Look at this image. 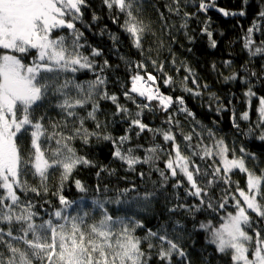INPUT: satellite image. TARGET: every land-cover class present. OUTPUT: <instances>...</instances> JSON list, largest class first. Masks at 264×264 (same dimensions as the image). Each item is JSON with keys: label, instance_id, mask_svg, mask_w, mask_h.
<instances>
[{"label": "snow or ice", "instance_id": "1", "mask_svg": "<svg viewBox=\"0 0 264 264\" xmlns=\"http://www.w3.org/2000/svg\"><path fill=\"white\" fill-rule=\"evenodd\" d=\"M241 3L240 11L230 12L216 8V0H208L207 3L199 0L198 11L206 13L215 9L225 17H243L250 0H241ZM102 4L109 10L113 23H118L121 14L124 16V22L119 26L136 49L142 50L147 35H155L140 19L139 14L143 10L141 0H102ZM89 6L87 0H0V245L3 246L0 248V264H149L153 258L157 259V264H191L189 253L177 242L185 228L181 220H173L177 213L193 220L197 214H206V218L193 227L205 233V243L214 245L215 252L221 258H228L229 264H264V168H260L259 173L256 171L261 161L255 153L241 146L237 156L236 148H230L223 137L217 138L212 129H204L211 144H203L200 133H196L198 142L193 144V133L184 134L181 122L175 119V114L169 113L170 107L176 105L178 113L199 124L183 96L174 100L171 95H164L156 86V76L147 73L145 80L139 71L131 77V88L123 92L125 99L136 104L138 109L136 118L130 120L128 131L136 127L139 129L136 135L139 136L147 130L153 133V140L160 135L165 143L171 142V150L154 144L140 157L134 155L135 148L123 147L130 139L128 135L116 138L101 132L102 127H106L97 117L101 111V100H110L117 113H127L129 117L132 113L118 102L116 94H109L105 87L108 78L104 73L110 65L107 59L100 64L96 59L104 55L103 51L89 44L84 32L76 26L79 22L86 28L92 27L85 24L82 11ZM167 7L179 15L181 0H172ZM258 8L243 38L244 49L253 57L264 56V40L260 42L261 46H256L253 40V33L261 30L260 22L264 21V0ZM190 15L194 13H184L182 28H187ZM160 16L163 19V13ZM91 19L95 22L100 17L93 12ZM209 21L204 22L202 32L206 33L210 46L214 48L216 40L212 39L213 33L209 31ZM104 31L101 29V34ZM185 35L189 41L193 40L192 36ZM108 37L115 48L120 42L119 35L109 32ZM121 59L131 63L123 56ZM151 63L163 74L164 85L177 83L164 72L163 63L157 64L155 60ZM172 63L175 64V58ZM230 64L231 61H225L226 66ZM181 67L187 73L179 81L182 90L200 96L201 92L196 90L200 84L195 71L184 62H181ZM136 68L143 69L145 65L138 62ZM176 70L179 72L180 69ZM85 71L93 73L95 78L78 80L76 74ZM251 75L256 76V73ZM236 78L235 73L224 77L225 81ZM189 80L196 89L188 86ZM141 81L144 83L140 84ZM133 93L148 103H137ZM244 96L250 108L253 97L258 100L255 106L257 119L248 125L244 136L264 142V96L257 97L251 86ZM210 99L219 100V97L211 93ZM153 101L157 102L155 109L151 105ZM46 104L48 108L58 110L59 120L48 116ZM37 109L45 111L34 119ZM145 110L169 113L165 121L169 128L153 129L143 123L140 117ZM216 110L219 112L222 108ZM240 119L249 121V111H244ZM89 121L94 123L92 130L86 126ZM232 124L237 131L240 130L235 112ZM173 125L180 130L189 155H184L176 142ZM25 137H30L27 151ZM93 138L111 142L115 149L113 159L126 164L128 171H136L137 165L146 164L159 171L165 183L176 178L173 189L183 188L185 200L192 197L195 202L177 203L166 208L168 221L155 230L147 228L144 220L137 219L135 214H127L146 209L156 196L155 192L141 193L135 184L116 189L115 198L107 195L112 189L106 184H97L91 206L84 210V196L77 201L63 195L73 173L81 167L98 168L95 173L98 179L101 173L109 176L116 173V169L98 165L87 155H80L73 146L74 141L88 146ZM165 152L168 156L164 161L165 168L159 169L155 166L156 161ZM194 157L204 162L211 159L212 164L202 167ZM249 161L252 162L251 168ZM237 171L246 175V190L239 186L238 181L231 179ZM57 172L56 191L52 195L58 199L60 207L53 206L51 212L45 209L48 218L41 217L37 222V217L41 216L35 210L37 205L32 200L22 199V196L26 198L31 193L34 198L43 199L50 191V177ZM139 175L143 177L145 173L140 172ZM28 176L38 183L30 184ZM198 178L203 186L198 183ZM73 182L79 192L89 191L81 180L74 179ZM221 184L228 187L222 188V194L216 197L214 189ZM233 184L235 193L231 191ZM174 199L180 200L178 192ZM44 203L51 204V201L44 200L40 207ZM230 204L232 211L228 210ZM109 205L117 206L116 211L122 210L126 214H114ZM221 212L219 223L207 218ZM137 230L143 235H138ZM204 264H209L206 257Z\"/></svg>", "mask_w": 264, "mask_h": 264}, {"label": "trees", "instance_id": "2", "mask_svg": "<svg viewBox=\"0 0 264 264\" xmlns=\"http://www.w3.org/2000/svg\"><path fill=\"white\" fill-rule=\"evenodd\" d=\"M207 3L208 0H205ZM90 5L88 8H82L84 13L85 24H91L92 27L86 28L81 23L77 22V27L84 32V36L89 44L93 47L103 51L104 55L97 57V63H103L107 59L110 67L105 71L104 75L107 76L108 82L106 89L109 94H116L119 98V103L129 109L132 116L129 117L127 113H117L115 105L110 100H101V111L97 113V117L102 125L101 132L104 134H111L113 137L119 138L124 135L130 137L129 141L123 146L126 148H135L134 155L143 157L145 149L160 144L162 147L171 150V142L165 143L162 136L157 135L153 140V133L145 130L139 136L136 132L138 128L133 127L129 132L130 120L135 117L138 111L136 104L127 101L123 96L125 89L131 88V77L139 71L140 75L147 79V73L157 77L156 86L164 95H171L175 100L176 97L183 96L185 104L188 109L195 113L196 121L194 123L191 118H186L184 114L176 111V105L170 107L169 113L175 114V119H178L180 128L184 134L193 133L192 143L196 144L198 138L196 133H200L203 138V144H211V140L207 138V133L204 129H212L216 137H223L225 143L231 148H236V155L239 156V149L241 146L246 148L249 152L255 153L261 163L256 171L259 173L260 168H264V142L258 139L244 136L249 124H254L257 119L255 106L258 104L256 97H253L252 107L248 106L247 98L244 93L248 90L249 86L256 92L257 97L264 96V56H250L247 49L243 47V38L247 32L248 27L251 26L256 13L259 8L258 5L261 0H250V6H246V15L241 16H228L225 17L215 9H209L206 13L198 11L199 0H181V11L177 15L176 12H170L167 5L172 4V0H141L143 10L139 14L140 19L146 25L150 26L151 32L155 35H147L143 40L142 50L136 49L128 37V34L123 31L119 26L124 22V16H119L118 23H113L109 10L102 4V0H87ZM242 7L241 0H216V8H224L226 11H240ZM115 12V10H113ZM95 12L100 19L92 22V13ZM194 13L187 18V28H182L181 25L185 23L184 13ZM163 13V19L160 14ZM210 18V21H209ZM209 21V31L213 33L212 39L216 40V47L210 46V41L206 33L202 32L204 22ZM262 27L260 31L253 33V40L256 46H261L260 42L264 40V21L260 22ZM101 29H104V34H101ZM116 33L120 37V42L113 47V42L109 39L108 33ZM185 33L193 37L189 41ZM61 34V33H57ZM174 38V39H173ZM87 54V52H86ZM125 57L126 63L121 57ZM175 58V64L172 63ZM152 60L157 64L163 63L164 72L171 76L174 83L171 86L164 85L162 80V73L158 72L152 66ZM225 61H231V64L226 66ZM143 62L145 68L137 69L136 64ZM181 62H184L188 67L193 69L198 77L200 88L196 89L189 80L188 86L201 92L200 96H194L190 93L184 92L179 84V81L187 74L184 67H181ZM215 65V69L213 68ZM179 68V72H177ZM255 72L256 76L251 73ZM236 74L235 80L225 81L224 77ZM78 80L94 79V74L91 72H83L76 74ZM207 84L208 87L204 88L203 85ZM211 93H215L219 100L210 99ZM137 97V103H148L144 98L138 97V94L133 93ZM55 104V101H52ZM152 107L155 109L157 102H151ZM221 107V111L216 109ZM47 114L54 120H59L58 110L48 108L45 105ZM45 109H37L34 119L39 117ZM244 111H249L250 120L243 121L240 116ZM235 112L236 121L240 125V130L237 131L232 124L233 113ZM169 113L162 110H155L149 112L147 110L141 115L140 119L143 123L147 124L150 128H163L167 130L169 125L165 123ZM47 123V120L45 121ZM86 126L92 130L94 123L89 121ZM172 131L176 134V142L180 144L181 151L184 155H189V150H186L185 142L182 139L180 130L175 125L172 126ZM25 151L27 145L30 144V137L24 139ZM44 145H42L43 147ZM73 146L76 147L80 155H87L90 160H94L98 165H107L110 169H116L115 175L109 176L107 173H101L98 179L95 175L98 168H79L73 173V178L66 183L63 195L70 200H79L81 196L85 197L84 210H89L91 206V198L96 195L94 189L97 184H106L111 191L107 193L108 196L115 198L116 189L129 188L135 184L138 190L143 193L155 192L156 196L152 200L151 205L146 209L139 211H129L128 215H136L137 219H142L147 228L157 229L160 224L168 221L169 213L165 211L166 208L172 207L177 203H193L194 198H184V189H173L172 184L175 183L176 178H171L164 182L163 177L160 176L159 171L150 168L149 165L142 164L136 166V171H128L127 165L119 160H114L112 153L114 147L111 142L104 140L92 139L88 146H84L80 141H74ZM174 155V154H173ZM231 155V154H229ZM167 153L161 154V159L156 161V167L159 169L165 168L164 161L167 160ZM196 163L202 167H207L212 164V160L207 162L200 161L198 157H194ZM217 162H218V158ZM249 167H252V162H248ZM140 172L145 173L143 177L139 175ZM166 175L170 173L166 172ZM59 177V172L51 176L49 179V193L41 198H34V194H29L26 198L22 199L32 200L36 205V211H39L41 216L37 217V222L41 217L47 219V212L54 210V207H60L59 201L52 195L56 191V184ZM210 178V177H209ZM30 184H37L38 181L31 176L27 177ZM74 179H79L82 183L89 188L87 193L79 192L75 185ZM233 181H238L241 188L246 190V175L240 174L238 171L231 175ZM198 183L202 181L198 178ZM185 187L187 184L185 183ZM228 187L221 184L220 187L214 189V196L219 197L222 188ZM231 191L235 193V184L231 186ZM179 193L180 200L174 199L175 193ZM238 196V193H236ZM44 200H50L51 204L44 203ZM75 207V206H74ZM111 211L116 215L126 214L124 211H116L117 206L109 205ZM232 211L231 204L228 207ZM71 211V210H70ZM223 215L221 212L216 216H207L208 219H213L214 223H219V217ZM173 220L179 219L185 225L182 232V238L177 242L181 247L189 253L191 264H204L205 257L209 264H229L228 258H221L219 253L215 252L214 245L205 243V233L198 228H194V224L206 218V214H197L195 220L191 217H186L180 213L173 215ZM170 223V222H169ZM171 231V229H169ZM138 235H143L140 230H137ZM22 246V245H21ZM3 246L0 245V248ZM175 259V258H174ZM149 264H157V259L153 258Z\"/></svg>", "mask_w": 264, "mask_h": 264}, {"label": "rangeland", "instance_id": "3", "mask_svg": "<svg viewBox=\"0 0 264 264\" xmlns=\"http://www.w3.org/2000/svg\"><path fill=\"white\" fill-rule=\"evenodd\" d=\"M140 84H143L144 82L143 81H141V82H139ZM144 86H147V85H144Z\"/></svg>", "mask_w": 264, "mask_h": 264}]
</instances>
